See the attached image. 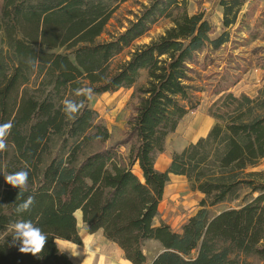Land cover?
I'll use <instances>...</instances> for the list:
<instances>
[{
	"label": "trees",
	"instance_id": "trees-1",
	"mask_svg": "<svg viewBox=\"0 0 264 264\" xmlns=\"http://www.w3.org/2000/svg\"><path fill=\"white\" fill-rule=\"evenodd\" d=\"M128 1L1 0L0 123L11 120L13 128L0 153V264H72L54 241L81 243L78 212L131 264L147 263L148 241L162 249L151 264H264V171H247L264 159V87L254 98L222 94L208 108L215 121L208 134L156 170L167 137L198 103L201 55L229 37L212 38V25L190 15L186 0L136 2V11L113 17ZM243 3L219 0L224 27L235 24ZM162 20L169 26L161 34L138 43ZM80 87L92 96L133 88L118 138L89 107L92 97L75 95ZM65 99H84L74 120L62 113ZM22 169L25 197L34 194L35 203L18 215L19 190L5 175ZM170 175L184 176L203 196L179 232L155 224ZM19 219L48 235L39 257L12 245L10 225Z\"/></svg>",
	"mask_w": 264,
	"mask_h": 264
},
{
	"label": "rangeland",
	"instance_id": "rangeland-1",
	"mask_svg": "<svg viewBox=\"0 0 264 264\" xmlns=\"http://www.w3.org/2000/svg\"><path fill=\"white\" fill-rule=\"evenodd\" d=\"M136 2L147 4L148 0H130L123 3L113 17L122 19L127 16V11H136ZM186 4L187 12L190 15L201 13L212 25L213 32L210 35L212 38L227 33L229 40L218 50L209 49L201 55L198 103L194 108L189 109L176 131L167 137L164 152L157 157L155 162V168L160 172L167 170L174 153H180L198 139L203 133L204 127H209V119L212 118L207 115L208 108L222 94L232 93L238 96L244 93L254 98L258 91L264 87L262 67L264 65V5L262 2L244 0L235 24L229 27L222 25L223 16L219 0H186ZM109 25H116L114 18L110 20ZM168 26V21H160L152 27L149 37L141 39L138 43L148 42L150 37L161 34ZM108 28L112 29L110 26ZM142 81L143 75L139 82ZM132 91L133 88H122L114 93L95 95L91 98L89 107L98 113L99 119L113 138H118L126 127L133 103ZM247 171H264V159L259 162L257 167L249 168ZM135 172L138 174L137 171ZM244 194L243 191L241 196ZM256 196L257 194L253 195V197ZM202 199L203 196L193 190L191 183L184 176L170 175L155 224L164 222L172 231L179 232L185 221L197 212ZM239 205H241L240 200L224 202L209 208V211L210 214H216L222 210L237 208ZM75 216L81 237L80 216L78 213ZM96 241L101 249V254L107 253L110 258H116L115 246L107 244L104 238H97ZM160 251L161 248L156 242L150 241L144 245L147 261L148 259L150 261ZM81 259L80 257V259L73 260L72 264H80ZM120 259L123 257L121 256Z\"/></svg>",
	"mask_w": 264,
	"mask_h": 264
},
{
	"label": "clouds",
	"instance_id": "clouds-1",
	"mask_svg": "<svg viewBox=\"0 0 264 264\" xmlns=\"http://www.w3.org/2000/svg\"><path fill=\"white\" fill-rule=\"evenodd\" d=\"M33 62H37L33 58ZM94 91L91 87H80L75 89L77 97L90 99ZM62 113L68 120H74L76 116L85 107L84 99L73 100L65 99L62 101ZM13 122L10 120L0 123V153L7 151L8 137L11 134ZM29 173L27 170H19L14 173L5 175V183L14 189H18V195L21 202L16 206V213L23 214L29 212L35 203V195L30 194L25 197L28 192ZM81 217V238L80 244L62 238H57L54 243L59 246L58 251L63 254L67 252L71 258L78 259L83 257L80 264H115L107 253L101 254L97 247L95 233H90L87 223L83 221V213H78ZM12 245H19L18 251L21 254H31L39 257L43 252L48 235L31 220L19 219L10 225ZM130 264V262H126Z\"/></svg>",
	"mask_w": 264,
	"mask_h": 264
},
{
	"label": "crops",
	"instance_id": "crops-1",
	"mask_svg": "<svg viewBox=\"0 0 264 264\" xmlns=\"http://www.w3.org/2000/svg\"><path fill=\"white\" fill-rule=\"evenodd\" d=\"M236 95V94H235ZM209 121H210V123L208 124L209 125V127H204L203 128V133L198 137V139L199 138H203V137H205L207 134H208V132L210 131V129H211V127L214 125V120L213 119H209ZM198 139H196L194 142H192V143H195ZM79 213V212H78ZM80 216V215H79ZM95 235H98V237H96V239L98 238V239H100V238H104L103 237V235H102V231H98L97 233H95ZM105 240V239H104ZM106 241V240H105ZM107 242V244H109V245H113V246H115V248H116V258H111L114 262H115V264H126V262H128L127 260H125L124 259V256H123V252L115 245V244H112V243H110V242H108V241H106ZM148 242H150V241H148ZM151 242H154L155 243V241H151ZM157 243V242H156ZM158 244V243H157ZM159 245V244H158ZM98 246V250H99V252L101 253V249H100V247H99V245H97ZM58 248H59V246H57ZM159 247L161 248V246L159 245ZM105 251V250H104ZM161 251H162V249H161ZM160 251V252H161ZM160 252H158V253H156L152 258H151V260L149 261V259H148V264H151V262H152V260L160 253ZM65 255H67V257L69 258V260L73 263V260H77V259H74V258H71L70 256H69V254L67 253V252H65L64 253ZM123 257V259H120V257ZM146 258H147V255H146ZM120 259V260H119ZM131 264V263H130Z\"/></svg>",
	"mask_w": 264,
	"mask_h": 264
},
{
	"label": "built area",
	"instance_id": "built-area-1",
	"mask_svg": "<svg viewBox=\"0 0 264 264\" xmlns=\"http://www.w3.org/2000/svg\"><path fill=\"white\" fill-rule=\"evenodd\" d=\"M255 1H260V2H262V4L264 5V0H255Z\"/></svg>",
	"mask_w": 264,
	"mask_h": 264
},
{
	"label": "bare ground",
	"instance_id": "bare-ground-1",
	"mask_svg": "<svg viewBox=\"0 0 264 264\" xmlns=\"http://www.w3.org/2000/svg\"><path fill=\"white\" fill-rule=\"evenodd\" d=\"M81 258L83 259V257H81ZM79 259H80V258H79ZM82 259H81V260H82Z\"/></svg>",
	"mask_w": 264,
	"mask_h": 264
}]
</instances>
